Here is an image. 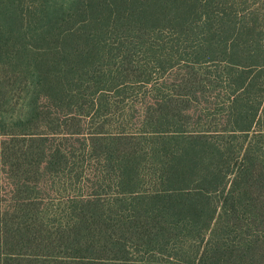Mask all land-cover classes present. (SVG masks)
Segmentation results:
<instances>
[{"label":"trees","instance_id":"obj_1","mask_svg":"<svg viewBox=\"0 0 264 264\" xmlns=\"http://www.w3.org/2000/svg\"><path fill=\"white\" fill-rule=\"evenodd\" d=\"M0 264H264V0H0Z\"/></svg>","mask_w":264,"mask_h":264}]
</instances>
